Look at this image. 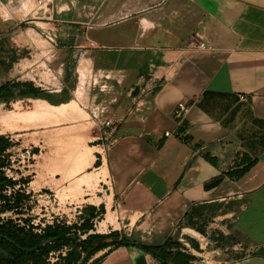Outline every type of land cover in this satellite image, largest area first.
I'll return each mask as SVG.
<instances>
[{
  "label": "crops",
  "instance_id": "0c3cea01",
  "mask_svg": "<svg viewBox=\"0 0 264 264\" xmlns=\"http://www.w3.org/2000/svg\"><path fill=\"white\" fill-rule=\"evenodd\" d=\"M36 4L0 0V88L29 85L8 55L69 54L74 84L99 88L102 115L116 123L101 161L112 200L141 196L139 244L175 240L192 264H264V0ZM57 64L58 83H68ZM181 103L189 109L177 127ZM249 165L238 179L226 175ZM96 260L157 264L133 247H108L86 264Z\"/></svg>",
  "mask_w": 264,
  "mask_h": 264
},
{
  "label": "rangeland",
  "instance_id": "374dc122",
  "mask_svg": "<svg viewBox=\"0 0 264 264\" xmlns=\"http://www.w3.org/2000/svg\"><path fill=\"white\" fill-rule=\"evenodd\" d=\"M25 11L26 8L21 9ZM33 44L39 49L43 46L37 38L33 39ZM29 53L23 50L6 57L8 68L12 63L19 64L17 78L39 90L41 95L24 98L13 93L9 99H0V140L8 145L0 155V171L15 183L13 189L1 193L10 198V205L14 207L3 213L2 218L17 223L26 219L37 227L56 222L71 226L80 224V215L88 218V213H83L86 208L102 207L103 214L97 213L92 219L94 227L90 234H116L117 240L139 244L138 229L143 222L141 196L134 194L133 199L112 200L108 196L107 177H101L104 163L101 159L116 137L114 131L102 125L105 120L102 114L106 115V109L100 106L103 92L99 88L74 84L73 61L69 54L63 57L49 52L32 57L27 55ZM58 61L65 62L66 84L58 83L64 75L58 72ZM34 101L58 108L69 103L71 108L63 117L47 120L32 115ZM88 156L91 164L83 166ZM15 194H20L19 202ZM216 211L210 218L198 221L197 226L202 228L211 223ZM112 240L104 242L113 243Z\"/></svg>",
  "mask_w": 264,
  "mask_h": 264
},
{
  "label": "trees",
  "instance_id": "16d2710c",
  "mask_svg": "<svg viewBox=\"0 0 264 264\" xmlns=\"http://www.w3.org/2000/svg\"><path fill=\"white\" fill-rule=\"evenodd\" d=\"M0 88V99L12 97L11 89ZM17 95L19 97L37 98L41 95L39 90L31 85L24 86ZM8 148L5 142L0 140V155ZM251 163L250 165H252ZM244 167L241 170L229 171L227 177L238 179L250 168ZM15 183L4 177L0 171V264H86V262L99 251L108 247H133L150 255L157 264H192L194 257L184 252L181 244L175 240L166 239L162 244L142 245L131 240H117L116 234L98 236L90 234L92 231V219L98 214H103V208L96 210L93 207L86 208L83 213H88L85 219L80 215V224L67 226L62 223L45 225L44 227L33 226L28 220L17 223L13 220L2 218L3 213L12 211L10 198L1 195L6 189H13ZM15 199L20 201V194H15ZM17 206V205H16ZM193 215L200 216L199 212L193 213L185 218V225L191 226ZM197 231L201 229L197 228ZM84 237L83 239H81ZM113 239V243H101L106 239ZM118 242H117V241ZM92 262V264L96 263Z\"/></svg>",
  "mask_w": 264,
  "mask_h": 264
},
{
  "label": "bare ground",
  "instance_id": "6f19581e",
  "mask_svg": "<svg viewBox=\"0 0 264 264\" xmlns=\"http://www.w3.org/2000/svg\"><path fill=\"white\" fill-rule=\"evenodd\" d=\"M31 104H32V106H31L32 115H38L40 117H44L45 119L47 118V120L51 119V118L54 120V118L63 117L66 114V112L71 108L69 103L61 105L60 108L53 107V106L46 105V104H41L37 101H34ZM52 123H54V122H52ZM90 164H91V158H90V156H88L85 159V163L83 166H89ZM101 175H102L101 177H103L104 179H105V177H107V171H106L104 163H102Z\"/></svg>",
  "mask_w": 264,
  "mask_h": 264
},
{
  "label": "built area",
  "instance_id": "2783aa9c",
  "mask_svg": "<svg viewBox=\"0 0 264 264\" xmlns=\"http://www.w3.org/2000/svg\"><path fill=\"white\" fill-rule=\"evenodd\" d=\"M53 1L54 0H37V3L40 6L48 7V6H50L52 4ZM197 48L205 49V46H204V44L199 43L197 45ZM239 100L245 102L247 100V97L240 96ZM188 109H189V107L187 106V104H182L181 103V104L177 105V107L174 110L173 115H172V119H173V122H174L175 126L179 127L182 124V122H183V120H184V118H185V116L187 114ZM114 124L115 123L112 120H110V119H106L102 123L103 127L107 128V129H110L112 133H113V130H114ZM168 136H169L168 133L164 134V137H168ZM4 177H6L7 179H10V178H8L5 175H4Z\"/></svg>",
  "mask_w": 264,
  "mask_h": 264
}]
</instances>
